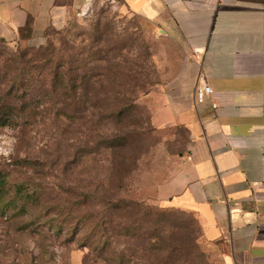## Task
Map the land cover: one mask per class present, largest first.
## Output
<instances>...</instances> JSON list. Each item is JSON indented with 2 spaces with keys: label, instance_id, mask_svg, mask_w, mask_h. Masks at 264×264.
<instances>
[{
  "label": "rangeland",
  "instance_id": "374dc122",
  "mask_svg": "<svg viewBox=\"0 0 264 264\" xmlns=\"http://www.w3.org/2000/svg\"><path fill=\"white\" fill-rule=\"evenodd\" d=\"M183 55L120 0L62 13L41 43L0 42V176L14 198L0 212V264H143L147 227L176 214L198 229L151 200L187 143L151 121ZM198 242L187 264H226L221 243Z\"/></svg>",
  "mask_w": 264,
  "mask_h": 264
},
{
  "label": "crops",
  "instance_id": "0c3cea01",
  "mask_svg": "<svg viewBox=\"0 0 264 264\" xmlns=\"http://www.w3.org/2000/svg\"><path fill=\"white\" fill-rule=\"evenodd\" d=\"M88 1L0 0V42L41 43L62 13ZM120 1L185 58L160 86L151 121L182 128L187 143L151 200L194 212L226 264H264V0ZM201 84L211 94L198 103Z\"/></svg>",
  "mask_w": 264,
  "mask_h": 264
},
{
  "label": "trees",
  "instance_id": "16d2710c",
  "mask_svg": "<svg viewBox=\"0 0 264 264\" xmlns=\"http://www.w3.org/2000/svg\"><path fill=\"white\" fill-rule=\"evenodd\" d=\"M6 113L10 114L8 113V111H6ZM6 118H9V116L7 115ZM7 122L8 121L5 120L2 123L7 124ZM6 182L7 181L5 176L1 175L0 176V212H3V207H6L9 202L13 203L14 201V198H9L8 199L9 201H6L4 198V196L7 194L8 191L5 189ZM24 191H25L24 186H21L17 188L16 193L19 192L23 194ZM22 199L29 200L30 198H22ZM161 208H167L163 212H169V210H173V211L175 210L178 212L187 213L192 218H194L198 229L194 230L192 228V224H194L193 221L191 220L188 221L184 217H181L180 215H176V214H173L169 219H167L166 223L160 226V229L159 228L156 229L157 227L155 228L147 227V230L151 229V231H147L148 234L146 236L148 238L146 239L145 244L140 245V250L141 252L144 253L143 264H187V261L189 259L193 258L195 254L200 253L198 241L199 238L200 239L204 238L197 216L192 211H188L180 208H174V207H161ZM124 231L126 232V234L135 233L136 228L134 225H127L124 226ZM130 252L133 255V250H130ZM200 254H198V256Z\"/></svg>",
  "mask_w": 264,
  "mask_h": 264
},
{
  "label": "built area",
  "instance_id": "2783aa9c",
  "mask_svg": "<svg viewBox=\"0 0 264 264\" xmlns=\"http://www.w3.org/2000/svg\"><path fill=\"white\" fill-rule=\"evenodd\" d=\"M211 94V89L207 84H201L195 88V99L198 103H202L205 98ZM215 107V104H212Z\"/></svg>",
  "mask_w": 264,
  "mask_h": 264
}]
</instances>
